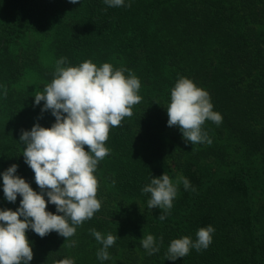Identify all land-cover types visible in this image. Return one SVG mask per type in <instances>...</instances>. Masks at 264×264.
Listing matches in <instances>:
<instances>
[{"label": "trees", "instance_id": "trees-1", "mask_svg": "<svg viewBox=\"0 0 264 264\" xmlns=\"http://www.w3.org/2000/svg\"><path fill=\"white\" fill-rule=\"evenodd\" d=\"M124 5L0 0V174L17 164L16 175L39 193L19 140L22 130L55 123L50 111L41 112L43 102L35 105L34 94L52 81L59 59L66 58L65 66L110 63L141 84V102L111 128L105 144L110 153L95 172L100 210L67 241L29 229L30 264L66 258L74 264H264V0ZM180 77L207 91L222 116L219 125L202 126L210 144L186 143L178 127L167 126L171 90ZM164 173L174 183L182 175L191 188L178 185L173 207L160 221L162 210L148 209L150 194L142 189ZM21 199H5L0 175V210L15 211ZM46 210L58 214L50 203ZM208 226L215 231L207 249L166 260L172 240L195 241ZM93 228L117 236L110 259L97 258L102 245ZM148 234L160 249L152 255L141 246ZM71 241L74 247L67 246Z\"/></svg>", "mask_w": 264, "mask_h": 264}, {"label": "clouds", "instance_id": "clouds-1", "mask_svg": "<svg viewBox=\"0 0 264 264\" xmlns=\"http://www.w3.org/2000/svg\"><path fill=\"white\" fill-rule=\"evenodd\" d=\"M69 2L77 4L79 0ZM104 3L109 7L125 6L124 0H104ZM65 65L66 58L59 59L52 81L43 91L34 94L35 105L43 102L41 112L50 111L55 123L49 128L37 123L30 131L22 130L20 135L19 142L24 146L22 156L34 173L39 193L16 175L17 164L0 174L5 199L15 203L18 195L22 197L15 211L0 210V264H30L33 251L26 235L29 229L41 238L56 232L67 241L76 234L77 226L92 219L100 210L95 172L98 163L110 153L105 146L109 132L119 127L125 117H131L133 106L142 99L138 95L139 79L131 72L125 76L126 69L114 70L110 63L98 67L91 60L78 66ZM166 112L167 126L178 127L184 141L191 145L211 143L207 133L202 131L205 121L222 123L221 114L213 111L209 93L185 77H180L172 88ZM180 183L186 191L191 188L189 180L182 175L177 176L174 183L169 174L164 173L152 178L142 189V193L150 194L148 209L162 210L160 221L166 219L173 207ZM49 203L58 214L46 210ZM89 231L102 245L97 258L110 259L108 249L115 244L117 236L110 233L105 236L94 228ZM214 231L212 226L202 227L195 241L187 236L172 240L166 260L181 259L191 249L197 252L207 249ZM160 240L162 242L163 237ZM75 244L71 241L67 246ZM141 246L149 255L160 250L151 234L141 239ZM56 264H74V261L66 258Z\"/></svg>", "mask_w": 264, "mask_h": 264}]
</instances>
